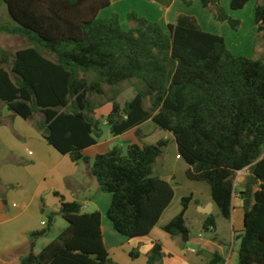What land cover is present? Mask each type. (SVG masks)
Listing matches in <instances>:
<instances>
[{
  "label": "trees",
  "instance_id": "trees-1",
  "mask_svg": "<svg viewBox=\"0 0 264 264\" xmlns=\"http://www.w3.org/2000/svg\"><path fill=\"white\" fill-rule=\"evenodd\" d=\"M200 1L217 21L239 27L221 0ZM249 1L232 0L231 7L241 10ZM4 2L11 21L0 24V35L23 38L27 46L0 52V102L73 163L92 164L100 191L111 195L107 217L114 230L128 239L149 236L175 191L158 171L165 166V140L127 145L126 155L125 146L93 159L84 154L103 137L96 111L105 102L112 106L105 122L115 137L135 128L141 135L139 127L150 120L172 134L189 166L187 178L210 185L226 219L237 194L235 176L247 171L238 192L245 212L244 230L235 236L238 261L264 264V58L234 56L223 37L205 32L192 16L180 15L165 29L131 11L133 26L125 29L117 14L99 16L111 0ZM255 24L261 37L264 0L255 8ZM125 83L135 94L122 103ZM55 196L59 212L49 214L46 229L30 234L31 251L20 264H116L104 244L102 214L84 213L79 202ZM191 200L184 198L182 212L163 228L174 239L189 233L185 214ZM57 216L68 227L36 254L35 242ZM216 226L211 214L203 231ZM162 259V245L154 242L147 264ZM209 264L224 259L216 254Z\"/></svg>",
  "mask_w": 264,
  "mask_h": 264
},
{
  "label": "crops",
  "instance_id": "crops-1",
  "mask_svg": "<svg viewBox=\"0 0 264 264\" xmlns=\"http://www.w3.org/2000/svg\"><path fill=\"white\" fill-rule=\"evenodd\" d=\"M168 1L166 7L162 5V0H111V5L99 16L108 18L117 14L124 28L129 29L133 23L127 16L134 11L151 22H158L163 27L169 26L175 24L180 15L187 13L178 4L180 0ZM253 1L250 0L251 3ZM231 3L232 0H221L225 9ZM202 29L211 34H219ZM111 109L110 103L104 104L97 109V118H102L106 124L105 118ZM0 112V264H20L30 253V234L44 230L47 224L43 223L48 222L49 214L59 212L60 202L55 196L57 192L67 201L79 202L84 213L99 211L102 214L104 244L116 264H147L154 242L162 245V264H209L216 254L223 257L224 264H232V259L236 258L235 236L243 232L245 218L243 201L238 192L242 189L247 171L235 183L237 194L233 196L231 217L226 219L213 201L210 185L187 178L189 166L186 162L182 166L185 176L179 179L174 170H168V166L161 168L165 170V175L169 173L165 179L174 185L175 195L171 205L149 236L122 238L124 236H116L106 222L105 214L109 207L102 209L100 206L101 194L91 174L92 164L73 163L69 156L62 155L50 146L33 124L13 115L2 102ZM139 129L142 136L138 128H135L121 136L111 135L106 140L101 138L96 145L87 148L84 154L93 159L99 154L110 152L112 145H115L114 148L130 144L143 146L142 143L157 144L165 140L168 142L165 152L171 147V151L179 155L173 135L159 130L153 121L143 123ZM93 150L95 152L91 153ZM187 197H192L185 214L189 233L174 239L163 228L182 212V201ZM211 214L217 222L214 235L203 231L204 223ZM46 237L35 242L36 254L49 244ZM108 240L111 242L110 247ZM135 250L139 256L133 259L131 252ZM117 251H121L122 259L114 256Z\"/></svg>",
  "mask_w": 264,
  "mask_h": 264
},
{
  "label": "rangeland",
  "instance_id": "rangeland-1",
  "mask_svg": "<svg viewBox=\"0 0 264 264\" xmlns=\"http://www.w3.org/2000/svg\"><path fill=\"white\" fill-rule=\"evenodd\" d=\"M187 0H180V4L182 8L186 11L187 16H192L197 19L198 23L204 29L211 30L225 39L228 49L233 53L236 57H245L250 59H263L264 58V33L259 37L256 25H255V8L256 6L262 2V0H254L252 3L249 1L245 7L241 10H233L231 4L227 6L225 9L226 12L232 17V19L239 22V27L237 29H233L228 22H219L215 19L214 13L210 8H204L200 0H191V3H187ZM169 4L168 0H162V5L166 6ZM252 5V7H251ZM177 9V8H176ZM103 16V15H102ZM11 21L10 15L8 13L7 6L4 0H0V24ZM158 23V22H157ZM161 25V24H160ZM123 26V24H122ZM162 26V25H161ZM124 27V26H123ZM168 26H164L167 29ZM126 28V27H125ZM213 34V33H212ZM224 35V36H223ZM27 46V42L18 36H10V35H0V52L2 50L8 51L10 53H15L17 50ZM122 93L119 97L120 102L124 103L126 100L131 99L135 90L132 84H123L121 86ZM102 102H105L104 99H98ZM104 104H108L105 102ZM102 119V118H101ZM101 129L103 132V140L111 137V131L108 125L104 124V120H101ZM155 137V136H153ZM121 141V140H120ZM111 148V147H110ZM95 150H93L94 153ZM165 167L168 166V170H174L176 172L177 178H181V176H185V173L182 171V166H185V161L182 159L180 155H177L176 151L167 150L166 155L161 159ZM242 173L235 176V183L241 180L244 177V172L246 170L241 171ZM163 176L165 175V170H163ZM166 174V176H168ZM95 180L96 189L99 188L97 180ZM100 206L103 209L110 207L111 204V195L100 191ZM105 211V210H104ZM106 213V212H105ZM106 222L109 224L110 230L116 234V236H121L117 233L107 215L105 214ZM56 222L51 227L50 231L47 234V240L52 242L58 238L61 232L68 227L67 222L59 217ZM47 228V227H46ZM44 228V229H46ZM210 235H214L215 232H210ZM241 233H236L238 236ZM125 238V237H122ZM49 242V243H50ZM108 246H111V242L108 240ZM235 252H237L236 258L232 259V264H239L238 261V250H239V241L235 240L234 243ZM115 257H119L122 259L121 251H117L114 254Z\"/></svg>",
  "mask_w": 264,
  "mask_h": 264
},
{
  "label": "water",
  "instance_id": "water-1",
  "mask_svg": "<svg viewBox=\"0 0 264 264\" xmlns=\"http://www.w3.org/2000/svg\"><path fill=\"white\" fill-rule=\"evenodd\" d=\"M142 144H143V146H145V143H142ZM114 146H115V145H112V146H111V150L114 149ZM126 154H127V147L124 148V155H126ZM158 171H159L160 175L163 174V170H162L161 168H159ZM240 172H241V171H240ZM91 257H92V258H95L96 255H92Z\"/></svg>",
  "mask_w": 264,
  "mask_h": 264
},
{
  "label": "built area",
  "instance_id": "built-area-1",
  "mask_svg": "<svg viewBox=\"0 0 264 264\" xmlns=\"http://www.w3.org/2000/svg\"><path fill=\"white\" fill-rule=\"evenodd\" d=\"M44 225H46V223H43Z\"/></svg>",
  "mask_w": 264,
  "mask_h": 264
}]
</instances>
